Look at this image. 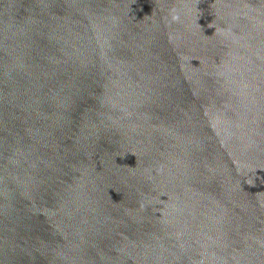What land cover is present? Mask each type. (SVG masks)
Masks as SVG:
<instances>
[{"label":"water","instance_id":"water-1","mask_svg":"<svg viewBox=\"0 0 264 264\" xmlns=\"http://www.w3.org/2000/svg\"><path fill=\"white\" fill-rule=\"evenodd\" d=\"M0 264H264V0H0Z\"/></svg>","mask_w":264,"mask_h":264},{"label":"clouds","instance_id":"clouds-1","mask_svg":"<svg viewBox=\"0 0 264 264\" xmlns=\"http://www.w3.org/2000/svg\"><path fill=\"white\" fill-rule=\"evenodd\" d=\"M180 20L179 14L172 16V22H178Z\"/></svg>","mask_w":264,"mask_h":264}]
</instances>
